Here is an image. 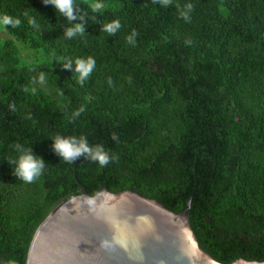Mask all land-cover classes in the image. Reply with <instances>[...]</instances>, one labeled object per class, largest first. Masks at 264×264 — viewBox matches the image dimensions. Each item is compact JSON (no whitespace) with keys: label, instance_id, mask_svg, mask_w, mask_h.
<instances>
[{"label":"trees","instance_id":"16d2710c","mask_svg":"<svg viewBox=\"0 0 264 264\" xmlns=\"http://www.w3.org/2000/svg\"><path fill=\"white\" fill-rule=\"evenodd\" d=\"M96 2L93 11L75 0L85 33L68 39L71 25L52 5L0 0V16L21 20L0 28V264H25L35 230L61 201L102 189L173 213L190 199L185 213L204 252L224 264L264 261V0ZM114 20V36L101 31ZM89 57L95 69L80 84L63 64ZM41 72L46 84H33ZM68 136L118 159L65 162L52 143ZM17 144L45 161L33 183L8 163Z\"/></svg>","mask_w":264,"mask_h":264},{"label":"water","instance_id":"95a60500","mask_svg":"<svg viewBox=\"0 0 264 264\" xmlns=\"http://www.w3.org/2000/svg\"><path fill=\"white\" fill-rule=\"evenodd\" d=\"M123 191L61 201L39 224L25 264H224L198 245L185 209ZM227 264H264L236 259Z\"/></svg>","mask_w":264,"mask_h":264},{"label":"clouds","instance_id":"9594fccd","mask_svg":"<svg viewBox=\"0 0 264 264\" xmlns=\"http://www.w3.org/2000/svg\"><path fill=\"white\" fill-rule=\"evenodd\" d=\"M45 5H52L62 17H64L71 25L64 31L66 38L71 39L77 35H83L85 33L86 16L87 13H82L78 5L75 4V0H42ZM152 3L160 4L162 7H168L173 5L172 0H152ZM177 9H180L179 5H174ZM102 7L99 3L92 4L93 11H97ZM193 10L192 4H187L183 9H180V16L186 21H191V12ZM28 14L25 13V16ZM79 21V22H78ZM28 23L32 27L39 28L37 21L34 17L28 18ZM21 24L19 18H14L10 15L0 16V28H17ZM121 28V24L118 20H114L110 23L103 24L101 31L108 33L109 36H114ZM136 33L133 32L132 36L127 38L129 44H135ZM190 43V41H188ZM72 61L63 64L65 69H69L72 72L78 74V83L83 84L92 74L95 69L96 61L92 57L87 59H76L74 61L75 67L72 68ZM33 84L44 85L46 84V77L43 72L40 73L38 78H33ZM29 91L28 88L24 89ZM31 91L34 93L35 88ZM14 110V105L10 106ZM83 111V109H80ZM79 111L76 115H79ZM114 141L119 137L116 133L111 137ZM15 149L20 153L17 159H8L9 164L15 165L13 169V175L17 179L23 180L25 183L35 182L43 173L45 168V161L33 153L32 148H25L23 145H15ZM53 151L58 154L60 158H63L65 162L72 163L84 157L86 160L97 163L100 167H106L116 159L115 155H110L105 151L102 144L91 145L86 136H68L57 137L52 143Z\"/></svg>","mask_w":264,"mask_h":264},{"label":"rangeland","instance_id":"374dc122","mask_svg":"<svg viewBox=\"0 0 264 264\" xmlns=\"http://www.w3.org/2000/svg\"><path fill=\"white\" fill-rule=\"evenodd\" d=\"M84 3H86L89 7L92 8V4L97 3L96 0H82ZM105 7V6H104Z\"/></svg>","mask_w":264,"mask_h":264}]
</instances>
